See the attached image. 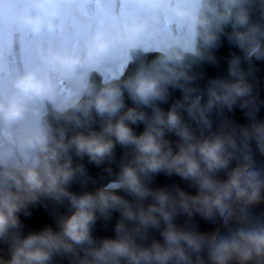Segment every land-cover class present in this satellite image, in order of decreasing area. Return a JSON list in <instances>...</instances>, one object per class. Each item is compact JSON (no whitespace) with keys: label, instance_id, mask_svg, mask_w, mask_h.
Wrapping results in <instances>:
<instances>
[{"label":"clouds","instance_id":"9594fccd","mask_svg":"<svg viewBox=\"0 0 264 264\" xmlns=\"http://www.w3.org/2000/svg\"><path fill=\"white\" fill-rule=\"evenodd\" d=\"M139 3L155 17L125 18L114 30L106 29L101 19L91 35L77 42L57 19L63 0H32L35 12L0 0V19L33 35L47 30L61 38L59 45L37 48L39 64L15 72L3 62L0 49V72L10 75V80L0 77V242L9 246V256H0V264H51L57 255L67 257L69 264H204L205 257L208 264H264V219L248 213L264 200V168L256 166L250 150L254 145L264 155V126L255 121L240 126L238 143L235 128L198 135L180 112L186 109L198 125L211 127L207 113L214 106L231 110L239 99L248 98L241 104L246 107L253 85L239 67L240 58L230 61L233 79L211 80L206 103H201V94H192V87L186 89L184 102L167 111L156 104L167 98L169 85L182 87V80L193 79L186 70L188 56L214 59L208 53L219 46L222 33L247 59H264V25L252 21L250 10L264 6V0ZM228 25L231 32H225ZM137 49L160 55L125 77ZM122 59V70L104 71ZM93 71L101 75L99 85L91 79ZM57 77L63 78L64 87ZM125 91L137 106L122 111ZM49 104L57 120L77 127L91 120L93 110L105 122L99 131L90 128L68 137L65 128L54 127L48 119ZM140 105L152 107L151 115ZM138 122L145 124L139 134L131 126ZM166 132L179 137L175 150ZM117 143L132 151L117 178L95 191H69L68 185L84 171L83 165L73 164L70 150L100 165L113 157ZM233 158L238 163L229 168ZM222 169L226 179L216 175ZM160 172L191 181L196 192L179 185L151 187L147 181ZM42 198H67L74 210L59 218L58 229L44 226L22 234L20 213L30 214V205ZM112 211L120 213L115 235L97 240L92 234L97 213L108 217ZM181 212L200 214L213 225L235 220L237 226L209 238L195 227L178 226L174 217ZM152 228L160 229L162 239L142 242Z\"/></svg>","mask_w":264,"mask_h":264},{"label":"water","instance_id":"95a60500","mask_svg":"<svg viewBox=\"0 0 264 264\" xmlns=\"http://www.w3.org/2000/svg\"><path fill=\"white\" fill-rule=\"evenodd\" d=\"M251 19L253 22H259L264 25V6L259 4L251 6ZM231 25L226 26L225 32H231ZM219 46L211 49L209 55L214 56L213 60L196 59L192 56L186 58V65H190L186 70L193 79L180 83L182 87H176L169 85V93L165 100L157 101L156 104L165 111L171 106L177 104V102H184V96L186 89L194 87L196 91L192 93L201 94V103H206L208 99L207 89L210 86V82L214 78H224L231 80L234 77L230 74V61L233 57L240 58V69L244 72L245 78L249 80L253 85L252 99L246 107H241L243 101L248 98L239 99L233 109L229 110L227 106L217 105L214 106L211 111L207 113L211 120V127L198 125L197 121L189 116L186 109L181 108L180 112L184 120H186L199 135L203 130V134L209 135L214 132H218L225 128H235L237 133V141L240 142L239 130L242 125H249L252 121L257 122L260 126H264V59H257L252 57L251 60L245 57V53L235 43L228 40L227 36L222 33ZM160 53L157 51H149L143 53L140 50L132 52L134 60L127 66L125 77L133 74L137 68L141 65H150ZM91 79L94 80L97 85L100 83L99 75L96 72L91 73ZM125 98V109L127 107L137 106L134 101L129 97L127 91L124 94ZM146 111L149 115L152 113V107L146 105L138 106ZM49 113L48 119L54 127H63L66 129L68 137H71L78 131H88L90 128L95 130H101L105 118L99 116L93 110V116L91 120L85 124L84 127H77L74 123L65 121L63 118L57 120L54 112L51 109V105H48ZM134 130L139 134L144 130L145 124L138 122L131 125ZM167 138L173 142L174 150L176 148L175 142L179 140L173 132H166ZM251 152L253 159L256 162V166L264 168V155L260 154L254 145L251 146ZM70 154L74 165H83L84 171L78 173L73 181L68 185L69 191L82 194L88 191H95L98 187L108 183L110 180L117 178V174L120 170V165L126 162L132 156L131 146H122L119 143L114 148V155L112 158L105 160L100 165L91 162L87 155L79 156L75 150H70ZM238 161L233 158L229 168H235ZM216 175L221 179H226V170H220ZM153 188L156 187H172L173 185H179L186 191L195 193L196 188L192 185L191 181L181 178L178 174L167 175L164 172L153 174L152 177L147 181ZM118 193L125 196L127 199L132 200L134 197L129 195L123 189H118ZM151 202V198L145 200V204ZM74 209L70 206V201L64 198L62 201H56L53 199L42 198L41 201L35 205H30V214L25 212L20 213L22 221L21 232L27 234L30 231H36L44 226H51L53 229L59 228V218L64 215L70 214ZM248 213L253 219H264V200L259 203L252 205L248 208ZM120 219L119 211H112L110 216L105 217L97 213V220L92 226V234L99 240L105 236L115 235V225ZM174 221L178 226L181 227H195L199 231L205 233L209 238L216 236L219 233H226L230 228L237 226L235 220H230L227 226L219 223L215 225L210 224L208 220L200 214H194L188 216L185 213H178L174 217ZM130 223V222H129ZM164 223L161 221V228ZM153 238L162 239L160 236V229L152 228L149 230L147 241L150 242ZM0 256L8 258L9 246L7 242H0ZM51 264H69L67 257L54 256ZM204 264H208L207 257L204 258Z\"/></svg>","mask_w":264,"mask_h":264},{"label":"snow or ice","instance_id":"6c2138e0","mask_svg":"<svg viewBox=\"0 0 264 264\" xmlns=\"http://www.w3.org/2000/svg\"><path fill=\"white\" fill-rule=\"evenodd\" d=\"M18 6L24 11L35 12L36 9L32 7L31 2L27 0H16ZM77 9L86 11V19L82 23V27L78 31H73L72 35L74 40L79 42L82 41L87 36L91 35L92 31L97 26L98 21L103 19L104 27L109 30H114L115 25L119 23L120 20L125 18H132L137 16L154 18L155 14L152 10L143 7L139 0H63L61 15L57 17L63 22L69 20L68 10ZM101 9H111L112 11L101 13ZM75 21V17H71ZM15 26V25H14ZM15 30L20 32L23 36H28L31 38L35 51L31 56L23 58L21 62L15 63L12 71H18L23 69L27 65L39 64V57L37 55V48L42 45H59L61 43V38L55 34L50 33L47 30L42 31L38 35H33L30 32L19 30L15 26ZM150 44L151 42L148 41ZM24 41L21 40V48L23 50ZM121 57H125V53L122 50H118ZM125 59L120 62V69L124 67ZM4 79L10 80V75L5 76ZM57 82L61 87L65 86V81L62 77H57ZM3 89H0L2 91Z\"/></svg>","mask_w":264,"mask_h":264},{"label":"flooded vegetation","instance_id":"af4514ba","mask_svg":"<svg viewBox=\"0 0 264 264\" xmlns=\"http://www.w3.org/2000/svg\"><path fill=\"white\" fill-rule=\"evenodd\" d=\"M16 3V0H13ZM27 2H32V0H27ZM103 12H111V9H101ZM69 20L63 22L65 24L66 30L69 34L73 31H78L82 27L83 21L86 19L85 10L70 9L68 10ZM75 17V21L71 17ZM24 41L23 50L21 48V40ZM0 49L4 51V56L2 57L3 62L7 65L8 69L12 70L15 63H19L23 58L31 56L35 51L34 44L30 37L23 36L20 32L15 30V26L7 20L0 19ZM119 54V51H118ZM110 65V64H107ZM107 65L105 70H107ZM112 71H117L115 65H112ZM108 72V71H107ZM5 73L0 72V77H4Z\"/></svg>","mask_w":264,"mask_h":264},{"label":"rangeland","instance_id":"374dc122","mask_svg":"<svg viewBox=\"0 0 264 264\" xmlns=\"http://www.w3.org/2000/svg\"><path fill=\"white\" fill-rule=\"evenodd\" d=\"M160 22H161V23L163 22V17H160ZM118 55H120V53H119ZM109 64H110V65H107V71H108V72H111V71H112V68H113L112 65H115V67L117 68V71L120 69V63H119V65L114 64V63H109ZM37 107H38V106H37Z\"/></svg>","mask_w":264,"mask_h":264},{"label":"bare ground","instance_id":"6f19581e","mask_svg":"<svg viewBox=\"0 0 264 264\" xmlns=\"http://www.w3.org/2000/svg\"><path fill=\"white\" fill-rule=\"evenodd\" d=\"M107 73V70H104Z\"/></svg>","mask_w":264,"mask_h":264}]
</instances>
